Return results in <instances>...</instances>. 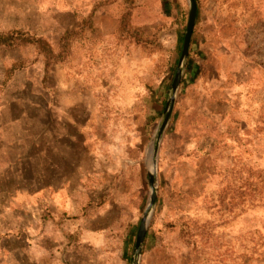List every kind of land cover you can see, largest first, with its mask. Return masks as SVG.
<instances>
[{
    "label": "rangeland",
    "instance_id": "obj_1",
    "mask_svg": "<svg viewBox=\"0 0 264 264\" xmlns=\"http://www.w3.org/2000/svg\"><path fill=\"white\" fill-rule=\"evenodd\" d=\"M196 4L138 264H264V0ZM188 8L187 0H0V29L39 36L56 53L65 29L79 32L64 60L47 65L33 45L0 48L2 245L16 237L34 260L27 247L47 238L38 264H64L71 259L56 243L83 229L102 235L93 262L132 264ZM124 16L158 46L123 36Z\"/></svg>",
    "mask_w": 264,
    "mask_h": 264
},
{
    "label": "crops",
    "instance_id": "obj_2",
    "mask_svg": "<svg viewBox=\"0 0 264 264\" xmlns=\"http://www.w3.org/2000/svg\"><path fill=\"white\" fill-rule=\"evenodd\" d=\"M42 178V177H40ZM44 179H42V182L39 184H42L44 187ZM47 186V185H46ZM83 229L81 230V233L78 234H65L63 237V240L60 242L58 241L56 243V248L58 251L62 249L64 252V256L70 258L71 260L67 262L65 259H63L64 264H100V262H93V257H91V253L96 254L97 251L101 250L102 245V235H97V233L93 235H82ZM14 236H17L14 235ZM1 237V236H0ZM8 239L10 241V244L8 245H2L0 242V264H38V253L43 254V252L47 251L49 247L47 246L50 243V240L47 238H44L41 240H36V244H32V246H28V250L31 253L30 255L35 260H31L30 257H27L26 249H22L21 246H18V243H22L18 238L16 237H8L6 236L5 239ZM18 240V241H17ZM41 241V244L39 245V242ZM17 243V244H16ZM52 244L51 246H53ZM107 250V253H110L111 255L115 254V256H118L117 249L108 248L107 246H103V250ZM27 250V251H28ZM34 256V257H33ZM107 257V255H106Z\"/></svg>",
    "mask_w": 264,
    "mask_h": 264
},
{
    "label": "trees",
    "instance_id": "obj_3",
    "mask_svg": "<svg viewBox=\"0 0 264 264\" xmlns=\"http://www.w3.org/2000/svg\"><path fill=\"white\" fill-rule=\"evenodd\" d=\"M198 13H199V10L197 6V16H196L195 24L197 23ZM86 22L90 23L89 20H83V23H86ZM83 27H85V25ZM118 29H119V32L123 34V36L130 38L132 41L135 42V44L139 46H142L145 48L151 47L152 49L158 46L157 42L154 39H151L148 36L145 37V35L141 33L139 30L131 27L127 23V18L125 16L121 20ZM74 32H77V30L74 31L73 28H67L64 30L63 34L61 35L58 41V48H60V50L58 53H56L54 51V47L51 46L45 39L39 36H36L34 34L25 33L17 29H4V30L0 29V48L2 47L3 48H15L18 46L33 45L35 49L38 51V53L43 55L45 59V64L46 63L47 64L56 63L58 61L64 60L66 56V49H67V46L69 45V40L71 36H73ZM193 35H194V29H193L192 37ZM179 42H180V45H179L178 57L180 55V50L182 47L183 35L180 37ZM188 59H190V53L188 55L187 61ZM20 67H21L20 62H17L13 64L10 68H8L5 72L4 81L8 80L12 72L15 69H19Z\"/></svg>",
    "mask_w": 264,
    "mask_h": 264
},
{
    "label": "water",
    "instance_id": "obj_4",
    "mask_svg": "<svg viewBox=\"0 0 264 264\" xmlns=\"http://www.w3.org/2000/svg\"><path fill=\"white\" fill-rule=\"evenodd\" d=\"M188 2V18H187V23L185 27V32L183 36V42H182V48H181V53L178 59V64L174 73V77L172 79L171 83V91L172 95L168 98L166 107H165V115L162 120V123L159 127V133H158V138L156 140V144L153 147V164L149 170H147V181L150 189V199L148 206L146 210L144 211L142 217L139 220V224L137 227L136 231V236H135V242H134V248H133V254H132V264H138L139 262V255L141 253V249L143 247L144 239L147 234V229L149 226V220H150V211L156 201V190H155V174H156V168H155V156L157 152V145H158V139L160 135L163 132V129L165 128L169 116L171 114L173 104H174V93L177 91L178 86L181 82L182 79V74H183V68L185 66L186 59L189 54V49H190V43H191V38L193 34V29L196 21V16H197V4L196 0H187Z\"/></svg>",
    "mask_w": 264,
    "mask_h": 264
}]
</instances>
